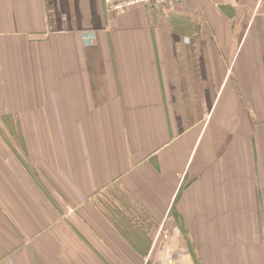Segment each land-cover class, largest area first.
Wrapping results in <instances>:
<instances>
[{"label":"crops","instance_id":"0c3cea01","mask_svg":"<svg viewBox=\"0 0 264 264\" xmlns=\"http://www.w3.org/2000/svg\"><path fill=\"white\" fill-rule=\"evenodd\" d=\"M147 263L264 264V0H0V264Z\"/></svg>","mask_w":264,"mask_h":264},{"label":"rangeland","instance_id":"374dc122","mask_svg":"<svg viewBox=\"0 0 264 264\" xmlns=\"http://www.w3.org/2000/svg\"><path fill=\"white\" fill-rule=\"evenodd\" d=\"M14 137L17 142H20L18 135L15 134ZM119 191L120 190H117V193L114 192L113 195L102 193L97 198L98 205H101L103 208L107 209L108 212H110V214L113 216L114 220L121 223L125 228H127L126 226L130 227L131 224L134 225L135 228L137 224L143 225L145 219H143L144 216L141 206H139L138 203L134 202V200L130 199L126 193H120ZM143 226L148 228L146 223ZM161 226L164 231H168L165 230L163 225ZM143 234L138 233L136 235L137 237H139V242H143L145 244L146 237H142ZM141 237L143 239H141ZM143 247V249L147 248L145 246Z\"/></svg>","mask_w":264,"mask_h":264},{"label":"built area","instance_id":"2783aa9c","mask_svg":"<svg viewBox=\"0 0 264 264\" xmlns=\"http://www.w3.org/2000/svg\"><path fill=\"white\" fill-rule=\"evenodd\" d=\"M177 0H102L104 8L106 11L111 13H120L125 10L137 7V6H150L153 8H157L158 6L165 3H172ZM177 228L173 227L172 232H177ZM170 236L169 231L162 230V226L157 230L155 238H162L163 240H167Z\"/></svg>","mask_w":264,"mask_h":264}]
</instances>
